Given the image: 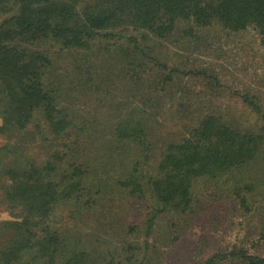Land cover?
<instances>
[{
  "label": "trees",
  "instance_id": "16d2710c",
  "mask_svg": "<svg viewBox=\"0 0 264 264\" xmlns=\"http://www.w3.org/2000/svg\"><path fill=\"white\" fill-rule=\"evenodd\" d=\"M213 29L264 49V0H0V264H166L227 202L251 226L226 247L203 236L187 263L264 264V64L248 84L234 59L230 95L178 75L224 81L220 60L187 68ZM198 186L219 202L201 208ZM124 201L133 227L104 211Z\"/></svg>",
  "mask_w": 264,
  "mask_h": 264
},
{
  "label": "rangeland",
  "instance_id": "374dc122",
  "mask_svg": "<svg viewBox=\"0 0 264 264\" xmlns=\"http://www.w3.org/2000/svg\"><path fill=\"white\" fill-rule=\"evenodd\" d=\"M207 38L206 40L198 45L196 47L197 50L195 53L191 56V58H188L190 63L188 62L187 68L191 67V63L194 64L191 68L192 69H199V70H206L210 71L209 67L214 65L216 66V60H220L218 63L215 73H210L212 74L213 77H216L219 75V79L223 78L220 81L221 83L219 84L216 82L214 79H203L201 76L197 77V73L195 75L191 74L189 75L186 71H182V73L185 75L178 74L181 78H183L184 82H186L188 79L189 81V88H192L193 90L190 93H212L213 90H205L202 87V83L204 82L205 84H213L214 85H219V88L216 89L217 91H222L226 95H230L234 93V90L236 86L232 84V80L229 79L230 75H233L238 72L236 68L233 65L234 59L237 57L241 58L243 57L244 60L247 61L248 58V65L251 67L250 70L246 73V77H244L243 81L246 83H252L253 79L258 82L259 77L255 76L253 73L261 69L259 66L261 64H264V49L260 47V41L255 36L253 32H245L243 35H240L239 38H233L234 42H232L229 46L227 44L229 43V40L220 32L215 31V29L208 31L207 33ZM264 48V47H263ZM165 50H170V53L168 54L170 57L172 55L176 54V50H173L172 48H168L165 46ZM188 51H182L181 54H186ZM253 52V53H252ZM102 55V54H101ZM183 56V55H182ZM247 56V57H246ZM185 58V57H184ZM101 59V58H100ZM238 59V58H237ZM241 62V61H240ZM240 64V63H239ZM247 63L245 62V66ZM239 68V67H238ZM255 69H257L255 71ZM259 72V71H258ZM260 73V72H259ZM239 74V73H237ZM191 76V77H190ZM200 78V79H197ZM226 84H230L232 90L228 91L225 88H221V86ZM223 85V86H224ZM235 104L234 102L231 101H223L221 106L219 105L218 108L216 109H223L222 111H225L223 113V117L226 119H229L231 115L233 114L234 117L239 116L240 114L242 115V111L247 114L244 109L241 107L239 104H235L234 106H231ZM235 107V108H234ZM229 108L227 111L226 109ZM231 109H235V111H230ZM248 116V114H247ZM246 116V117H247ZM245 117V118H246ZM254 122V119H250V123ZM1 142V140H0ZM204 189H201L199 186L197 187V193L200 195V199L203 200L204 205H200L201 208H205L210 205H214L215 203H218L219 201H208L209 196L207 193L203 191ZM128 201H124L123 203L119 204H113L110 202V205L107 203L105 204L106 208L104 211H111L115 213L118 216H122L124 218L123 222L127 224L130 222V226H134V221L135 219L137 220V216L135 218H131L132 212L130 209V205H128ZM145 208H147L146 204L143 203ZM236 210V211H235ZM237 212H240V208L238 207L237 204H231L230 202L227 203H219L215 204L213 208H209L207 210L206 214H202V216L198 219V222L193 228H190L188 234L184 237L183 241L177 243L175 246H169L163 250V254L165 255L167 264H188L187 263V257L189 252L193 249V247H198L200 246L201 242H204L203 236L210 237L212 241H217L219 242L217 247L220 245L222 247H226L229 243H232L234 240H236L238 237L243 235V231L246 230L247 227H250L251 225H247L246 220L249 219L248 217H242V215ZM254 214V213H253ZM251 214V215H253ZM250 216V215H248ZM251 217V216H250ZM209 218H215L214 221L215 223L212 222H207L206 220ZM10 219V216L5 212L4 207L0 206V220H8ZM251 220V218H250ZM81 221H79L80 223ZM84 224H87L88 227L86 229V232H88L91 235L95 236H100L102 238L105 237L104 233H101L99 231V226L104 227V224H96L92 222V224L89 225L86 221ZM97 229V231H94ZM253 232L252 230H250ZM95 237H93L94 239ZM208 240V239H207ZM251 240H254L253 238ZM234 243V242H233ZM250 243V242H249ZM75 245H81V243H75ZM251 244V243H250ZM249 247V245H246ZM211 247V246H210ZM214 248H216V245H213ZM214 248H208L207 250H211ZM206 250V251H207ZM251 251V250H250Z\"/></svg>",
  "mask_w": 264,
  "mask_h": 264
}]
</instances>
